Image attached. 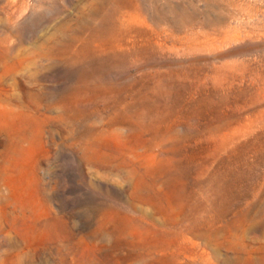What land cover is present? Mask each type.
Here are the masks:
<instances>
[{
    "label": "rangeland",
    "instance_id": "1",
    "mask_svg": "<svg viewBox=\"0 0 264 264\" xmlns=\"http://www.w3.org/2000/svg\"><path fill=\"white\" fill-rule=\"evenodd\" d=\"M0 264H264V0H0Z\"/></svg>",
    "mask_w": 264,
    "mask_h": 264
},
{
    "label": "bare ground",
    "instance_id": "2",
    "mask_svg": "<svg viewBox=\"0 0 264 264\" xmlns=\"http://www.w3.org/2000/svg\"><path fill=\"white\" fill-rule=\"evenodd\" d=\"M225 39L228 38V34H224ZM225 145V144H224Z\"/></svg>",
    "mask_w": 264,
    "mask_h": 264
}]
</instances>
